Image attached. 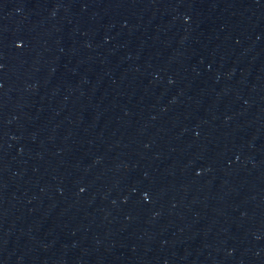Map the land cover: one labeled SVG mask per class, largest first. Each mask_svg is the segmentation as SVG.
<instances>
[{
    "label": "water",
    "instance_id": "water-1",
    "mask_svg": "<svg viewBox=\"0 0 264 264\" xmlns=\"http://www.w3.org/2000/svg\"><path fill=\"white\" fill-rule=\"evenodd\" d=\"M67 0H0V122Z\"/></svg>",
    "mask_w": 264,
    "mask_h": 264
}]
</instances>
